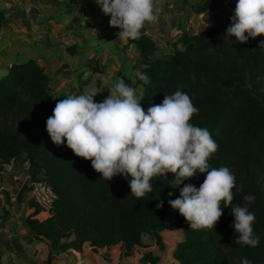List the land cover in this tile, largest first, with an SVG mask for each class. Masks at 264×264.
I'll return each mask as SVG.
<instances>
[{
	"label": "trees",
	"instance_id": "obj_1",
	"mask_svg": "<svg viewBox=\"0 0 264 264\" xmlns=\"http://www.w3.org/2000/svg\"><path fill=\"white\" fill-rule=\"evenodd\" d=\"M222 1L202 0L191 5L190 12L206 14ZM229 25L210 26L199 33L184 31L182 46L175 45L168 57L159 56L158 42L148 34L127 39L128 46L135 45L139 52L134 72L139 69L150 78L144 84L134 74L135 83L130 86L135 90L142 86L144 100L152 105L178 88L191 97L199 112L190 123L207 128L218 144L209 164L230 168L237 187L243 185V192L233 189V205L243 204L245 194L256 197L249 209L255 213L253 228L259 246L235 244L230 207L224 209L215 228L192 230L168 204L169 199L179 197L180 188L154 179L153 192L137 199L130 196L131 177L101 179L91 161L76 157L66 141L59 147L53 144L46 131V120L56 105L52 78L30 58L11 65L0 78V161L10 164L24 157L29 163V184L46 181L57 195L54 208L46 211L35 203L29 185L19 193L20 199L27 194L26 222L36 241L52 245L56 255L81 252L86 245L96 250L121 245L124 254L132 256L147 238L164 251L162 233L172 213L175 225L183 231V239L172 251L178 264H241L244 258L264 264V49L258 47L264 36L245 44L235 38L224 40ZM101 100V94L95 97V102ZM204 179L205 174L197 173L184 183L199 188ZM160 201L163 207L157 209ZM144 261L159 264L160 258L147 252Z\"/></svg>",
	"mask_w": 264,
	"mask_h": 264
},
{
	"label": "clouds",
	"instance_id": "obj_2",
	"mask_svg": "<svg viewBox=\"0 0 264 264\" xmlns=\"http://www.w3.org/2000/svg\"><path fill=\"white\" fill-rule=\"evenodd\" d=\"M95 3L104 15L110 16L109 26L120 30L117 34L120 39L135 40L145 23L158 21L159 9L154 10V0H95ZM261 36H264V0H237L223 39L235 38V42L245 44ZM258 47L264 49V41ZM135 75L144 84L150 83L147 74L139 69ZM104 90L99 82L82 92L71 91L57 101L53 114L46 120L52 143L59 147L66 141L76 157L91 161L92 169L101 174V179L131 177L130 196L137 199L153 192L154 179L180 188L179 197L169 199L168 204L192 230L215 228L224 209L230 207L235 244L258 247L259 237L253 228L256 217L249 209L256 197L245 194L243 204L233 205V189L243 192V185L237 187L230 168L209 164L218 144L207 128L190 123L199 112L191 97L178 88L170 95L164 94L160 104L145 111L142 99L123 78L107 89V97L95 102V97ZM197 173L205 174L199 188L184 183ZM168 174H172L171 180ZM156 207L162 208L163 201ZM241 264L252 261L244 258Z\"/></svg>",
	"mask_w": 264,
	"mask_h": 264
},
{
	"label": "crops",
	"instance_id": "obj_3",
	"mask_svg": "<svg viewBox=\"0 0 264 264\" xmlns=\"http://www.w3.org/2000/svg\"><path fill=\"white\" fill-rule=\"evenodd\" d=\"M201 1L154 0L158 21L145 23L140 34L156 39L159 56L168 57L175 45L182 46L184 31L199 33L208 26H221L222 13H228L224 23H230L237 0H223L210 15L191 14L190 6ZM0 15V78L11 65L33 58L52 78L56 103L71 91L82 92L99 82L105 87L102 99L118 78L135 83L139 52L135 45L128 46L127 39L118 38L117 28L109 26L110 16L103 14L95 0H0ZM136 95L147 111L152 103L144 100L142 86L136 88ZM29 179L24 157L10 164L0 161V264H47L49 258L51 264H149L144 261L147 252L160 258L159 264H178L172 251L183 239L180 227L174 228L176 241L164 238L167 229L162 233L165 251L147 238L132 256H126L121 245L97 250L86 245L81 252L53 254L54 247L36 241L26 222L27 194L20 199L19 193Z\"/></svg>",
	"mask_w": 264,
	"mask_h": 264
},
{
	"label": "built area",
	"instance_id": "obj_4",
	"mask_svg": "<svg viewBox=\"0 0 264 264\" xmlns=\"http://www.w3.org/2000/svg\"><path fill=\"white\" fill-rule=\"evenodd\" d=\"M31 195L35 203L46 211L54 208L57 195L50 184L46 181H37L30 184Z\"/></svg>",
	"mask_w": 264,
	"mask_h": 264
},
{
	"label": "rangeland",
	"instance_id": "obj_5",
	"mask_svg": "<svg viewBox=\"0 0 264 264\" xmlns=\"http://www.w3.org/2000/svg\"><path fill=\"white\" fill-rule=\"evenodd\" d=\"M231 1V0H230ZM209 15L211 14V12H209L208 13ZM219 17H220V19H219V24L221 25V26H224V25H226V23H224L225 22V20H226V18H223V17H228V13H222V14H220L219 15ZM208 27H210V26H208ZM208 27H205V28H202V29H199V31L201 32V31H203V30H205L206 28H208ZM200 28V27H199ZM31 184V183H30ZM30 184H29V187H30ZM166 225H167V234L164 236V238L166 239V240H168V241H170V240H172V241H176V240H178V238H179V236L178 235H176V231L174 232V228L175 227H178V226H176L175 225V223H174V218H173V214L171 213L170 215H169V217L167 218V221H166ZM179 228V227H178ZM180 230H182L181 228H179ZM166 231V230H165ZM181 236H182V238H183V231L181 232ZM117 252H119V248L118 247H115L114 248ZM109 251V250H108ZM165 251V250H164Z\"/></svg>",
	"mask_w": 264,
	"mask_h": 264
}]
</instances>
